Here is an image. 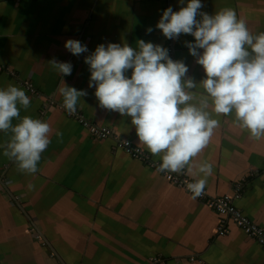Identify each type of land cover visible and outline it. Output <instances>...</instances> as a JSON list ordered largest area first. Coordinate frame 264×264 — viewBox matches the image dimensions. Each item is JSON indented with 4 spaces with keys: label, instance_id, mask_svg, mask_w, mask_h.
<instances>
[{
    "label": "crops",
    "instance_id": "obj_1",
    "mask_svg": "<svg viewBox=\"0 0 264 264\" xmlns=\"http://www.w3.org/2000/svg\"><path fill=\"white\" fill-rule=\"evenodd\" d=\"M187 2L0 0V64L6 66L0 69V88L11 84L24 90L31 103L27 110L20 107V118L41 119L52 130L35 174L22 173L4 155L12 134L0 131V264H264V247L231 220L220 234L219 216L205 202L119 147V138H95L63 107L61 80L87 92L77 108L93 124L109 126L148 151L139 144L130 117L99 107L85 57L100 44L137 48L143 39L168 49L174 61L183 60L187 77L199 84L204 69L186 46L195 38L168 39L156 27L164 10L179 11ZM201 3L200 11L209 15L230 7L251 32H264V0ZM69 39L88 51L72 54L65 48ZM52 60L70 62L71 75L58 73ZM213 118L220 125L188 175L203 178L196 165L211 163L208 193L232 196L264 226V140L252 139L234 115L213 113ZM18 122L13 119V125ZM241 179L247 184L238 194L228 182Z\"/></svg>",
    "mask_w": 264,
    "mask_h": 264
},
{
    "label": "clouds",
    "instance_id": "obj_2",
    "mask_svg": "<svg viewBox=\"0 0 264 264\" xmlns=\"http://www.w3.org/2000/svg\"><path fill=\"white\" fill-rule=\"evenodd\" d=\"M202 8L201 0H188L176 12L169 7L156 25L168 39L181 34L195 38V43L186 42V46L204 69L199 84L187 77L183 60L174 61L168 49L143 39L138 40L137 48L100 44L85 57L91 72L89 87H95L99 107L130 117L139 144L161 157L157 170L167 174H182L186 168L191 173L193 159L220 125L213 113L234 115L235 122L252 139L264 140V32H251L247 22L230 7L214 15L201 12ZM65 48L77 56L88 51L75 39L67 40ZM49 63L60 74L72 73L70 62ZM197 88L202 93L193 91ZM59 93L69 113H74L78 100L87 95L62 80ZM30 103L21 88L11 84L0 88V131L12 134L3 146L4 155L15 161L22 173L35 174L42 153L51 143L52 130L41 119L28 115L20 118V107L27 110ZM14 118L19 121L15 125ZM196 167L203 178L185 180L194 199L204 193L207 177L212 174V164L207 161Z\"/></svg>",
    "mask_w": 264,
    "mask_h": 264
},
{
    "label": "built area",
    "instance_id": "obj_3",
    "mask_svg": "<svg viewBox=\"0 0 264 264\" xmlns=\"http://www.w3.org/2000/svg\"><path fill=\"white\" fill-rule=\"evenodd\" d=\"M174 12H176L173 9ZM6 66L0 64V69H5ZM67 111V110H66ZM67 113L77 121H79L84 127H86L90 133L99 140H105L109 137L119 138L118 146L123 147L126 151L134 154L139 159H141L146 165L150 166L153 170L164 175L173 185L178 186L187 193H192L187 189L185 180L189 182H194L195 180L188 175L187 168L184 173L177 174H167L164 172H159L157 170L158 164L162 161L155 160L150 152L146 151L142 147L136 145L130 140H125L120 134L115 133L111 127L101 128L91 122V120L85 115V113L78 109L74 113ZM228 184L235 188L236 192L240 194L244 185L245 179L238 181H229ZM199 200L205 202L211 209H213L219 216L218 226L220 234H225L226 223L231 220L238 228H240L244 233H246L251 239L257 241L264 247V226L250 219L248 214L239 207L232 196L228 194L222 195H210L207 189H204V193L197 197Z\"/></svg>",
    "mask_w": 264,
    "mask_h": 264
},
{
    "label": "rangeland",
    "instance_id": "obj_4",
    "mask_svg": "<svg viewBox=\"0 0 264 264\" xmlns=\"http://www.w3.org/2000/svg\"><path fill=\"white\" fill-rule=\"evenodd\" d=\"M246 184H247V183H245V185H244L243 189L245 188ZM243 189H242V190H243ZM254 222H255V221H254Z\"/></svg>",
    "mask_w": 264,
    "mask_h": 264
}]
</instances>
